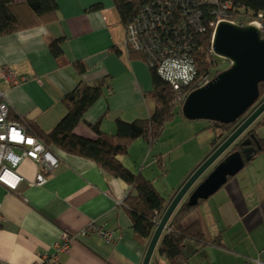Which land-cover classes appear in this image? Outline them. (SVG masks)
<instances>
[{"label":"crops","instance_id":"0c3cea01","mask_svg":"<svg viewBox=\"0 0 264 264\" xmlns=\"http://www.w3.org/2000/svg\"><path fill=\"white\" fill-rule=\"evenodd\" d=\"M56 3L54 20L0 37V68L8 67L26 79L11 87L0 75V91L12 120L35 121L42 131L49 132L65 115L63 96L79 83L90 85L103 80L106 86L102 97L85 113L74 130L75 135L95 140L92 125L98 123L103 133L113 135L116 119L131 122L148 118L153 109L148 98L152 91L150 71L139 54L126 50L125 26L113 0H56ZM49 40H60L65 62L62 66L48 50ZM76 62L83 63L84 73L79 74ZM174 119L176 123L170 122L156 143L150 146L136 140L128 153L119 157L125 168L140 173L153 184L166 205L211 149L210 140L198 145L199 152L193 161L189 149L187 162L180 159L178 168L168 172L165 160L168 158L170 164L169 157L179 145L184 142L190 145L198 139L189 134L182 138L183 142L176 143L175 137L165 134L187 122L182 117ZM210 125L197 134L213 131ZM171 140L173 148L169 150L166 145ZM56 155L59 166L43 186H34L39 171L30 159L16 170L24 178L16 191L0 185V263L43 264L45 259L52 262L53 246L61 234L76 235L94 220L112 232L113 243L107 245L95 236L74 239L59 254L57 264H142L149 241L145 245L135 238L124 207L131 188L89 160L57 150ZM251 164L244 165L185 216L183 227L198 224L204 240L184 241L182 264H264V170L262 167L258 173ZM164 233L149 264L167 263L158 252Z\"/></svg>","mask_w":264,"mask_h":264},{"label":"trees","instance_id":"16d2710c","mask_svg":"<svg viewBox=\"0 0 264 264\" xmlns=\"http://www.w3.org/2000/svg\"><path fill=\"white\" fill-rule=\"evenodd\" d=\"M151 0H113L114 7L118 12L120 22L125 26L137 14V11ZM197 10L201 12L200 22L205 28L204 32L196 38L195 62L197 75H209L214 79L223 70L219 67L217 57L211 49L213 27L210 25L215 21L216 12L224 3L231 8V15L236 24L247 25L250 22L262 23L261 36L264 38V0H191ZM56 0H24L17 4L13 0H0V37L19 32L20 30L38 27L50 22L57 17ZM60 40H49L48 50L56 63L62 66ZM135 54V53H130ZM135 55H138L137 53ZM79 74L85 72L82 62L74 63ZM152 91L148 98L153 104L151 114L146 119H135L126 122L121 119L115 120V131L113 135L103 133L98 123L90 126L96 139L90 140L75 135L74 130L82 121L85 113L102 97L106 81H98L93 84L79 83L73 91L63 96L61 102L65 107V115L49 132L40 129L35 121L24 120L29 133L39 138L53 151L83 158L91 161L108 174L122 180L130 188L131 192L124 199V207L129 216L134 236L139 242L146 245L149 241L159 216L163 213L166 204L163 197L158 193L153 184L140 173H133L125 168L119 157L128 153V149L136 140H143L148 145L156 143L165 127L181 114V105L185 97L195 90V83L183 86L179 90L164 81L158 73L149 69ZM259 103L264 100V83L259 84ZM10 119L12 114H10ZM184 119V118H183ZM213 127L224 131L228 135L232 130L225 124L208 122ZM262 128V133L253 143L250 159L245 165L254 160V156L261 154L264 161V114L255 123V132ZM217 131V132H216ZM219 132V133H220ZM257 137V136H256ZM216 136L211 140V149ZM239 148V149H238ZM240 143L234 144L233 150H240ZM56 149V150H55ZM264 170V167H263ZM232 178V177H230ZM228 178V179H230ZM193 209L185 202L179 205L177 211L170 218L167 229L162 235L158 252L166 259V264H182L185 260L182 247L186 239L203 242L204 234L198 224L194 223L183 227L185 216Z\"/></svg>","mask_w":264,"mask_h":264},{"label":"built area","instance_id":"2783aa9c","mask_svg":"<svg viewBox=\"0 0 264 264\" xmlns=\"http://www.w3.org/2000/svg\"><path fill=\"white\" fill-rule=\"evenodd\" d=\"M217 3L216 0H210ZM228 3H224L215 14V27L220 22L236 24ZM201 12L191 0H151L143 5L136 16L125 25L124 45L128 52L140 55L148 69L155 70L174 90L195 83V89L207 85L209 75L198 76L195 62L196 41L205 30L200 19ZM256 24L263 30L258 21ZM248 23V24H250ZM212 41V39H211ZM211 51V49H210ZM0 75L11 87L18 86L26 79L19 77L8 67L0 68ZM27 159L38 167L34 186L41 187L58 167V159L52 149L39 138L29 133L24 119H10V110L0 91V185L8 191H16L24 178L17 174V168ZM96 236L107 245L113 242V234L96 221H89L76 235L62 233L53 246L54 261L43 264H56L58 255L68 249L69 243L80 237ZM2 264V263H0Z\"/></svg>","mask_w":264,"mask_h":264},{"label":"water","instance_id":"95a60500","mask_svg":"<svg viewBox=\"0 0 264 264\" xmlns=\"http://www.w3.org/2000/svg\"><path fill=\"white\" fill-rule=\"evenodd\" d=\"M211 52L227 61L229 67L207 85L189 93L181 105V114L187 121L233 124L259 101L258 87L264 83V38L256 24L220 22L213 32ZM263 114L264 100L228 135L217 137L222 143L190 173L167 203L149 239L142 264H149L163 230L180 204L196 207L242 170L244 162L250 159L251 149H244L242 154L233 151L220 158Z\"/></svg>","mask_w":264,"mask_h":264},{"label":"rangeland","instance_id":"374dc122","mask_svg":"<svg viewBox=\"0 0 264 264\" xmlns=\"http://www.w3.org/2000/svg\"><path fill=\"white\" fill-rule=\"evenodd\" d=\"M260 25H261V27H263V25H262V23H260ZM120 29V28H119ZM217 59V61L219 62V68L220 69H222L223 71L225 70V69H227L228 67H229V63L227 62V61H225V60H223V59H221V58H216ZM176 117H180L179 115H177ZM259 119V118H258ZM257 119V120H258ZM184 120V119H183ZM257 120L250 126V128H252L253 127V130H255V123L257 122ZM176 121L177 120H175L174 119V123H176ZM186 121V120H185ZM173 125H175V124H173ZM186 125V126H185ZM208 126V122H206V121H195V122H190V121H187L186 122V124H184V125H182V126H180L181 128H176V130H174V128H170V129H168L167 130V132H165V134L166 133H169V135H171V136H173V137H175V142L176 143H178V142H183V137H187L189 134L191 135V136H193L194 138L196 137V136H198V139H197V141L196 140H192L191 141V144L190 145H188V144H185V142L184 143H182V145L180 146L179 144H177V145H179V147H177L176 149H175V151H174V153H172V155H170V157H169V160H171V163L169 164L168 163V158L165 160L166 162H167V168H166V170L168 171V172H170L171 173V171L174 169V170H176L177 168H178V166H179V160L180 159H184V161L186 160V162H187V160L189 159L188 158V153H187V151L190 149V151H191V157H190V161H193L194 160V158L196 157V155L198 154L197 152H199V151H197V148H198V145L199 146H203V145H205L206 143H209V140L211 141L213 138H214V136H219L218 135V133L220 132H217V134H215V132H213V131H211V132H207L206 131V133H203L202 135H200V134H197L199 131H201L203 128H206ZM249 128V129H250ZM212 130H219V129H217V127L216 128H214L213 129V127L211 128ZM262 128H259L258 130H257V132H255V135L257 136V138H258V135L260 136L261 135V133H262V131L263 130H261ZM221 131H222V129H221ZM256 131V130H255ZM200 135V136H199ZM168 144L166 145V148H168L169 150H172V140L171 141H168L167 142ZM185 149V150H184ZM181 155V156H180ZM187 155V156H186ZM176 156H178V157H176ZM180 156V157H179ZM249 163H252L251 164V166L250 167H253V169L252 170H255V171H257L258 173H261L262 172V167H264V161H263V157L261 156V154H257V155H255L254 156V160L253 161H251V162H249ZM189 164H190V162H189ZM192 168V167H191ZM248 168V167H247ZM212 168H210L205 174H204V176H206L208 173H209V171L211 170ZM244 171H248V169H246L245 168V170ZM243 173H245V172H243ZM170 176H171V174H170ZM203 176V177H204ZM257 178H258V176H257ZM158 181H156V185L158 186ZM158 188H160L159 186H158Z\"/></svg>","mask_w":264,"mask_h":264},{"label":"flooded vegetation","instance_id":"af4514ba","mask_svg":"<svg viewBox=\"0 0 264 264\" xmlns=\"http://www.w3.org/2000/svg\"><path fill=\"white\" fill-rule=\"evenodd\" d=\"M259 104V101L256 102L241 118H239L235 123L233 124H229V125H226L225 127L227 128H230L231 130L235 129L239 124L240 122L245 119ZM220 134H224V131L220 132ZM257 137L255 135V130H253V127L250 128V129H247L241 136L240 138L236 141L237 143H240V150H233V151H239L241 154L243 152L244 149H251L253 150V143H255ZM243 142H247L246 145H243ZM236 144V143H235ZM234 146V144H233ZM233 146L231 147V149L233 148ZM239 149V148H238ZM228 154V152L226 153V155ZM225 156V155H224ZM223 156V157H224ZM222 157V158H223Z\"/></svg>","mask_w":264,"mask_h":264},{"label":"bare ground","instance_id":"6f19581e","mask_svg":"<svg viewBox=\"0 0 264 264\" xmlns=\"http://www.w3.org/2000/svg\"><path fill=\"white\" fill-rule=\"evenodd\" d=\"M130 52H131V51H130ZM130 52H128V53H130ZM218 135H220V133H218ZM217 137H218V136H216L217 141L214 140L215 143H214V145H213L215 148H217V147L222 143V141H220ZM213 139H214V138H213ZM215 148H214V149H215ZM214 149H213V150H214ZM213 150L210 149V152L213 151ZM52 152L56 155V151H53V150H52ZM210 152H209V153H210ZM232 152H233V151L231 150V147H230V150L228 151V155L231 154ZM224 155H226V154H224ZM224 155H223V156H224ZM223 156H222V157H223ZM56 157H57V155H56ZM222 157H221L220 159H222ZM224 157H225V156H224ZM57 159H58V157H57ZM244 164H245V162H244ZM58 166H59V160H58ZM57 168H58V167H57ZM57 168H56V169H57ZM56 169H55V170H56ZM55 170H54V171H55ZM54 171H53V172H54ZM53 172H52V173H53ZM52 173H51L50 175H46V177L48 178L49 176L52 175ZM200 202H201V201H200ZM182 204H183V203H182ZM180 205H181V204H180ZM171 217H172V216H171ZM159 218H160V216H159ZM159 218H158V220H159ZM0 220H1V219H0ZM158 220H157V222H158ZM157 222H156V224H157ZM168 222H169V221H168ZM99 225H100V224H99ZM167 225H168V223H167ZM167 225H166V227H165V229H164L163 231H166V229H167ZM63 233H64V232H63ZM111 233H112V232H111ZM61 235H62V234H61ZM95 237H96V236H95ZM80 238H82V237H80ZM98 238H99V237H98ZM76 239H78V238H76ZM113 241H114V238H113ZM112 243H113V242H112ZM112 243H111V244H112ZM69 244H70V243H69ZM105 244H106V243H105ZM68 247H69V246H68ZM58 256H59V255H58ZM58 261H59V257H58ZM49 262H50V261H49ZM57 263H58V262H57ZM57 263H56V264H57ZM36 264H37V263H36ZM38 264H39V263H38Z\"/></svg>","mask_w":264,"mask_h":264},{"label":"clouds","instance_id":"9594fccd","mask_svg":"<svg viewBox=\"0 0 264 264\" xmlns=\"http://www.w3.org/2000/svg\"><path fill=\"white\" fill-rule=\"evenodd\" d=\"M261 32V31H260Z\"/></svg>","mask_w":264,"mask_h":264}]
</instances>
